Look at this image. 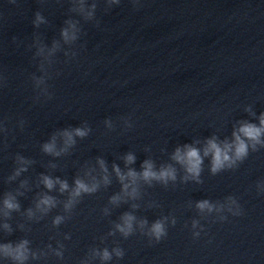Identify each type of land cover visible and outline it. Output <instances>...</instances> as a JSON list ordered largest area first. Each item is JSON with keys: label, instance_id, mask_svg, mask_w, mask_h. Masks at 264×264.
<instances>
[{"label": "clouds", "instance_id": "1", "mask_svg": "<svg viewBox=\"0 0 264 264\" xmlns=\"http://www.w3.org/2000/svg\"><path fill=\"white\" fill-rule=\"evenodd\" d=\"M11 2L15 3V0H11ZM71 7L69 8L70 13H75L79 17H81L84 21H94L96 20V9L97 2L96 0H92L89 4L88 0H69ZM134 7L139 4L140 0H131ZM106 5L105 11L112 8L114 5H119L121 0H104ZM33 26L39 28L42 24H47L48 21L41 14V12L37 11L34 15V20L32 21ZM97 26L99 25V21H96ZM82 33V28L80 26V20L73 19L69 17L64 21V26L60 29V38L53 39L51 45L45 44L40 37L37 35L34 37L32 45L30 47L35 48L34 59L39 58L38 70L41 75L37 76L35 74L32 75L31 79L33 82L34 89L37 90L36 100H39L41 96L46 97L48 99L52 98V94L49 92V86L47 81L51 79L50 69L55 63V57L58 52L63 51L65 57L74 58L77 53L72 51V46L80 39V35ZM15 39V38H14ZM68 46V50L64 49V46ZM5 84V79L3 76H0V87H3ZM21 128H23L24 121L20 122ZM105 123H109L110 121H105ZM130 126V125H129ZM91 131L88 127H77L74 129H64L63 131L53 134L51 139L48 142H45L42 145V151L49 155L59 156L64 152H67L69 148L73 147L76 143L75 137L84 138ZM0 132H7V129L4 127L3 121H0ZM57 135L63 137V147L57 148L56 140ZM264 113H261L259 117V125L243 122L241 123L238 130L233 132V140L231 142L224 141L218 142L215 137L207 140L205 147L203 148V156L201 155V150L193 147L191 145H185L184 150L177 148L173 155V159L181 164L185 171L190 174L194 178H198L202 171L203 157L210 156L211 157V172L216 174L225 168H232L236 165V163L243 162L249 155V148L253 151L257 150V145L264 146ZM250 142V143H249ZM135 155L129 153L125 156L126 164L135 163ZM17 160L21 164H29L31 161L25 160L21 156H17ZM101 168L106 172L107 169L104 166V162L100 161ZM114 171L117 174L119 180L123 183L126 179H131L134 183L137 179H143L145 182L151 183V181H161L167 183L169 179L175 180L176 178V170L171 166L163 167L159 171L154 170V165L151 161H144L142 164V171L137 173L134 169L129 168L127 173H122L118 166L113 165ZM27 169L22 167L18 169L15 175H19L20 172L26 171ZM41 181L46 189L52 191L56 185H59V191L61 193L69 192V198L64 203V210L66 212H71V210L75 207V205L79 202V198L84 194H92L95 193L99 188V182H94L89 184L85 182L83 179L77 178L74 181V187L69 190V184L65 180H60L59 178L53 179L47 175L41 177ZM103 182L108 184L110 181L108 177L105 176L103 178ZM129 187L128 184L124 183L123 188L127 190ZM129 195L135 197L136 189L133 188L132 192ZM120 196L111 197V203L116 204L120 201ZM232 204H236V201L232 198H229ZM57 204L55 197L44 194L42 195L38 202L36 203V209L41 213L46 214L49 210L54 208ZM196 207L203 212L207 210L208 212H212L216 209V206L211 204L208 200L199 201ZM223 206H221L222 208ZM237 210L233 212L234 216H240L243 214L240 206L236 205ZM20 204L15 200V198L8 194L6 198L3 200V214L4 216H9L12 211H19ZM219 210V209H216ZM229 211H232L229 208ZM29 218L34 216V212L32 209L28 210ZM166 219V218H165ZM226 219V218H224ZM65 220L64 216H56L53 219L54 225H59ZM136 217L131 213H125L121 217V223L115 225L116 230L122 233L125 237L131 235L134 231V221ZM140 227L143 228L147 225V220H141ZM196 221H193V227L197 226ZM175 224V221H173ZM5 229L9 232L11 231L9 225H4ZM151 237L154 238L156 243H159L162 239L166 238L168 235V230L165 226V220H156L152 223L149 233ZM194 237H199L200 233H193ZM27 240H21L18 244L12 245L2 244L0 245V254H2L6 258H10L13 261V264H25V262L29 258V249ZM117 257H122L123 252L120 249H114ZM101 256L102 260L111 259V253L104 249L100 253H96ZM33 256L35 254H32ZM57 255H61V253H57Z\"/></svg>", "mask_w": 264, "mask_h": 264}]
</instances>
